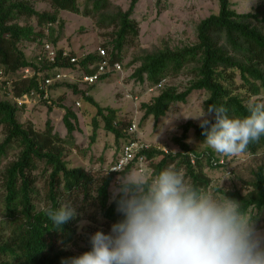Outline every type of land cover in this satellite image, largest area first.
<instances>
[{
    "label": "trees",
    "instance_id": "obj_1",
    "mask_svg": "<svg viewBox=\"0 0 264 264\" xmlns=\"http://www.w3.org/2000/svg\"><path fill=\"white\" fill-rule=\"evenodd\" d=\"M49 1L54 12L36 9L31 0H0V65L6 72L19 70L31 62L20 46L21 41L36 40L45 35L43 30H37L33 25L18 23L16 20L21 16H35L38 25L48 26L55 43L58 38L53 37L54 28L51 26L59 21V10L97 17L99 25L114 28L111 40L103 46L107 50L110 46L111 60L120 62L124 47L139 36V22L134 19L133 13L140 0H131L126 10L113 12L109 11L111 0H84L83 7L79 0ZM218 1V12L198 22L196 42L175 49L165 47L134 58L133 62H139V65L133 76L140 81L147 80L149 86L188 67L192 74L189 85L183 91L176 85H167L151 101L144 102V117L152 115L158 121L172 103L186 101L195 90L208 92L204 102L206 109L209 105H222L228 109L230 117H243L249 114V97L246 94L255 96L264 92V3L252 11L239 12L232 0ZM160 2L158 0V4ZM96 58V54L90 53L82 59L84 67ZM106 76L103 75V78ZM237 76L240 83L236 81ZM35 85V79L15 81L14 94L21 95ZM60 86L78 91L75 83L62 82ZM85 98L97 107V115L104 118L105 127L120 137L123 122L117 109L101 106L91 95ZM254 102H261V99ZM57 104L65 110L62 120L67 129L66 137L54 131L51 119H47L43 130L37 129L31 121L21 122V107L0 95V125L6 134L0 142V166L11 150H17L16 158L0 170L4 211L0 221V264H61L63 259L70 258L66 247L76 243L81 211L89 201L96 205L110 226L122 218L116 212V204L110 203L111 184L120 173L109 171L98 175L84 167L69 165L65 150L69 142L75 144L77 114L72 108ZM54 105V101L49 104L50 111ZM93 123L92 142L97 137V117ZM191 128L199 140L206 139L199 123L188 121L182 125V133L174 137L179 151L167 153L151 146L145 153L153 165V173L174 166L185 170V177H189L190 183L207 188L211 179L205 167L219 168L223 165L211 164L210 159L215 155L211 148L198 153L192 149L187 142ZM260 151H264V136L259 142L250 144L244 153L256 154ZM191 153L196 156V164L190 160ZM157 157L161 158L154 163ZM124 170H132V167ZM214 189L226 192L229 197L242 201L253 213L260 214L264 211V162L253 170V179L247 182L246 191ZM62 204H72L77 216L61 229L53 225L43 210L49 207L58 209Z\"/></svg>",
    "mask_w": 264,
    "mask_h": 264
},
{
    "label": "rangeland",
    "instance_id": "obj_2",
    "mask_svg": "<svg viewBox=\"0 0 264 264\" xmlns=\"http://www.w3.org/2000/svg\"><path fill=\"white\" fill-rule=\"evenodd\" d=\"M79 1L83 7L85 1ZM111 1L109 11L113 12L118 9L126 10L131 0ZM232 2L234 8L239 12H248L254 10L260 3H264V0H232ZM31 4L41 11H55L49 0H31ZM218 10V0H161L160 4H158V0H140L138 2L133 17L139 22V36L132 44H127L124 47L121 61L123 64L122 71L111 72L90 88V95L101 106L117 109L118 117L123 122L120 137L105 127L104 118L97 115V107L82 97L78 91L75 92L73 88L60 87L53 92L52 101L56 105L52 111L49 110V104L44 102H37L20 108V121L23 123L31 121L37 129L43 130L47 119H51L54 131L66 137L67 129L62 120L65 110L57 106V103L72 108L77 114V129L74 132L75 144L71 142L67 144L65 158L71 167L81 166L92 174L104 175L109 172L110 166L118 157L124 142L129 137L132 120L137 123V129L133 134L139 140L157 149H168L170 152L179 151L180 148L174 141V137L182 133L184 123L188 121L200 123L195 117L202 116L207 111L204 102L208 97V92L195 90L186 101L172 103L166 114L158 121L152 115L144 117L145 111L142 104L151 101L160 91L154 94L148 92V81H140L133 76L135 68L139 65V62L133 61L134 58L145 53L155 52L165 47L175 49L196 42L198 22L210 14L218 12ZM58 18L59 21L51 26L54 28L53 37L58 38L57 44L78 53L82 51L96 52L99 47L108 44L112 38L114 28L99 25L97 17L93 18L69 10H59ZM16 21L22 25H33L37 30H43L45 33L44 36L36 40L21 41L20 46L28 58L35 56L44 40L52 41L48 26L38 25L35 16H21ZM62 22L63 25L61 26L60 23ZM107 47L110 53L111 47ZM191 78L192 74L188 67L177 75L167 76L165 86L176 85L180 91H183L189 85ZM236 81L240 83L239 76H237ZM0 95L3 99L7 95L1 83ZM129 95L139 98L135 100ZM246 96L249 97L248 103L257 99H261V103H264V92L255 96L247 93ZM77 100L82 103L79 108L75 106ZM95 117H97V137L92 142L91 135L95 129L93 123ZM188 135L187 142L195 152L208 151V145L196 137L193 128L190 129ZM5 136L4 127L0 125V142ZM215 154L224 159V164L219 168L205 167L204 170L211 179V183L206 189L222 188L246 191L247 182L253 179V170L258 164L264 162V151L256 154L243 153L231 158L221 156L218 153ZM16 155L17 150H11L3 160L0 170L5 169L16 158ZM160 158L157 157L154 163ZM132 170L140 173L137 169ZM183 171L185 173V170ZM116 179L117 177L111 184V191ZM186 179L190 182L189 177ZM222 184L223 187H221ZM1 195L2 188L0 186V221L4 214ZM81 217L78 223L77 241L75 244L66 247L70 257L78 256L90 250L89 237L96 231L103 230L108 233L111 228L91 201L85 204L81 211ZM258 227L264 229V211L258 215Z\"/></svg>",
    "mask_w": 264,
    "mask_h": 264
},
{
    "label": "clouds",
    "instance_id": "obj_3",
    "mask_svg": "<svg viewBox=\"0 0 264 264\" xmlns=\"http://www.w3.org/2000/svg\"><path fill=\"white\" fill-rule=\"evenodd\" d=\"M247 111L246 116L230 117L227 108L213 104L195 117L208 147L231 158L259 142L264 103L250 101ZM111 171L120 173L110 203L122 218L108 233L92 234L90 250L61 264H264L259 212L242 201L190 183L183 169L174 166L158 173ZM43 211L61 229L77 216L72 204Z\"/></svg>",
    "mask_w": 264,
    "mask_h": 264
},
{
    "label": "built area",
    "instance_id": "obj_4",
    "mask_svg": "<svg viewBox=\"0 0 264 264\" xmlns=\"http://www.w3.org/2000/svg\"><path fill=\"white\" fill-rule=\"evenodd\" d=\"M90 53L96 54L97 58L93 61H88L85 68L82 59L86 58ZM30 61L29 65L16 71L6 72L0 66V83L7 93L5 99L10 100L21 108L37 102L51 104L53 102V92L57 88L62 87L60 86L62 82L75 83L82 97L89 96L90 88L101 80L103 75L122 71L123 69V64L120 61L111 60L110 54L105 47H99L96 52L82 51L78 53L50 40L42 42L39 50ZM66 63L68 65H65ZM23 79H35L36 85L21 95H15L13 91L14 82ZM165 82L166 78H163L156 84L149 86L148 92L153 94L161 92ZM129 97L135 100L139 98L131 95ZM75 106L81 107V101L77 100ZM136 129L137 123L132 120L129 128V137L124 142L118 157L110 166L109 171L113 167L125 169L131 166L132 169H137L140 173H153V167L145 153L151 145L134 136L133 133ZM162 150L167 153L170 152L168 149ZM190 160L193 164H196L194 153L190 154ZM210 161L213 165L224 164V159L216 154L211 157ZM113 172L119 173L118 171ZM228 172L230 173L231 171L229 170Z\"/></svg>",
    "mask_w": 264,
    "mask_h": 264
}]
</instances>
